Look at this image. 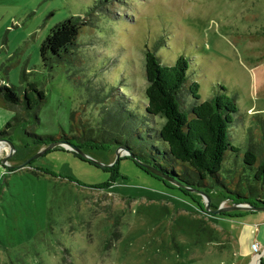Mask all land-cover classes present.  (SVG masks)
Returning a JSON list of instances; mask_svg holds the SVG:
<instances>
[{"label":"rangeland","instance_id":"rangeland-1","mask_svg":"<svg viewBox=\"0 0 264 264\" xmlns=\"http://www.w3.org/2000/svg\"><path fill=\"white\" fill-rule=\"evenodd\" d=\"M98 1L0 0V86H11L23 97L33 83L45 97L34 115L0 99V130L17 121L9 130L14 153L0 163L5 182L0 264H264V211L205 214L202 195L185 194L130 158L119 161V176L109 191L89 186L102 185L111 173L66 150L46 153L32 165L57 178L36 176L27 167L5 172L43 149L27 132L94 134L105 149L82 150L102 164L116 156L117 144L110 139L139 156H149L153 146L166 149L145 130H132V139L112 119L123 106L144 114V54L153 49L164 65L179 56L189 61L179 95L183 110L189 113L195 102L220 93L221 86L237 103L228 134L240 151L226 152L220 182L207 181L200 191L207 192L212 207L231 206L236 194L264 201V182L256 181L255 167L243 161L245 151L264 145V0H111L107 8L96 6L70 55L52 69L44 67L39 47L49 30L69 16L91 14ZM194 82L196 100L189 89ZM146 119L150 129L162 122ZM140 127L141 122L134 129ZM9 153V144L0 141V160ZM148 159L165 165L160 156Z\"/></svg>","mask_w":264,"mask_h":264},{"label":"trees","instance_id":"trees-1","mask_svg":"<svg viewBox=\"0 0 264 264\" xmlns=\"http://www.w3.org/2000/svg\"><path fill=\"white\" fill-rule=\"evenodd\" d=\"M110 1L101 0V2H96L91 9V14L90 12H86L84 15L69 16L55 24L49 30V33L39 47V57L43 66L52 69L55 64L62 62L65 57L70 55L78 45V37L81 35L83 28L91 24L88 18L90 15L94 16L96 6L99 7L107 2V4H110ZM107 4L104 8H107ZM144 56L145 79L147 81L144 91V98L146 100L144 114L138 109H128L127 106H123V108H116L117 114L115 116L117 118L113 117V122L117 125L123 124L125 132L133 135L132 139H135L132 130L136 134H140L145 130L150 138L152 137L150 134H153L159 142L165 144L166 149L164 150L153 146L149 156H139L137 153L133 154L139 159L154 165L182 185L201 190L200 187L203 185L205 187L208 186L206 184L207 181L219 183L218 173L222 169L226 152L240 151L238 147L232 144L228 134L238 110L235 98L228 96L225 93V87L221 86L220 93H217L208 100L199 103L195 102L188 113V111L181 108L179 95L187 81L189 61L184 56H179L173 65H164L153 49H146ZM189 89L191 94H193V98L196 100L199 97L197 92L198 84L195 82L192 83ZM23 94V97H19L11 86H0V99L4 104L10 108H18L21 110V113L25 112L26 114L34 115L36 109L39 108L45 99L43 92L38 91L35 84L29 83ZM115 105L117 106L118 104L116 103ZM188 114H191V117ZM147 117H157L162 122L156 129H150L149 125H152V122L146 119ZM16 122L15 120L6 123L4 128L0 130V140L6 139L11 142L9 130ZM139 122H141L142 127L134 129L135 124ZM262 124L264 126V122ZM27 134L32 137L33 145L37 146L38 149L54 141H68L81 149L87 146L90 148L105 149V142L99 141V138H94V134L91 136L90 133H82L80 137L66 134L55 137L51 135H38L33 132H27ZM109 141L115 142L117 146L128 148L122 141H114V139H110ZM252 147V149L244 152L243 161L245 164L255 167L254 178L261 183L264 182V145L261 143V145ZM54 150L65 151L62 148H55L46 153ZM129 150L132 151L130 148ZM66 152L70 151L66 150ZM70 153L80 158L76 153ZM155 155L162 157L165 165L157 163V160L149 162L148 157L154 159ZM121 159H128V157ZM33 162L34 160L23 168H30L27 172L33 173L36 176L47 175L57 178L53 172L46 168H34L32 166ZM167 163L182 164L184 169L178 172L174 168L167 166ZM101 169L111 173V176L102 185L96 187L89 186V188L109 191L111 186L116 182L115 178L119 176L118 163L111 168ZM21 170L22 168L18 170L7 168L5 172L15 174L17 172L20 173ZM36 171H39L41 174H38ZM191 174L195 175L197 181H195V177H191ZM154 177L165 182L156 176ZM64 179H67V182L82 186L72 178L64 177ZM1 182L2 180H0V195L4 191L5 184V182ZM181 190L187 194V191L184 189ZM203 191L207 194L205 190ZM236 196L238 198L235 197L231 200L233 203H251L255 206H264V201L260 200L259 197L257 198L258 201H252L246 195L236 194ZM255 197H257V194H255ZM210 208L216 209L217 206L212 207L210 202ZM201 211H203V206L201 207Z\"/></svg>","mask_w":264,"mask_h":264},{"label":"water","instance_id":"water-1","mask_svg":"<svg viewBox=\"0 0 264 264\" xmlns=\"http://www.w3.org/2000/svg\"><path fill=\"white\" fill-rule=\"evenodd\" d=\"M0 141H5L10 146V153L0 160V163L5 164L8 161V158L13 155L14 148H13V146L10 143L9 140L2 139ZM55 148H62L64 150L76 153L82 160L88 161L89 163L94 164V165H96L97 167H100V168H111L115 164L119 163L121 158L128 157L132 161H134V163L138 167H140L141 169L145 170L147 173H149V174H151L153 176H156V177L162 179L163 181H165L167 183L169 182L172 185H174L175 187H179L181 189H184L185 191L195 192V193H198V194L202 195L203 198H204V202H205L204 205H203V212L205 214L218 215V214L223 213V212H230V211H234V210H245V211H249V212L264 211V207L263 206H255V205H253L251 203H232L231 206H227V207L219 206L216 209H210V199H209L208 195L205 192H202V191H200L199 189H196V188H192V187H188V186L182 185L181 183L177 182L173 178L169 177L167 174L163 173L161 170H159L154 165L149 164V163L139 159L138 157H136L129 150V148L124 147V146H117L116 151H115L116 156H115V159H114L113 162H110L109 164H102V163H100V162L88 157L84 153V151L80 147L75 145V144H72V143H70L68 141H54V142H51L50 144L46 145L45 147H43V149H40L39 151H37V153L35 155H33L28 160H26L24 163L18 165L16 168L17 169L18 168H23L28 163L32 162L33 160H36V159L40 158L46 152H48V151H50L52 149H55Z\"/></svg>","mask_w":264,"mask_h":264},{"label":"bare ground","instance_id":"bare-ground-1","mask_svg":"<svg viewBox=\"0 0 264 264\" xmlns=\"http://www.w3.org/2000/svg\"><path fill=\"white\" fill-rule=\"evenodd\" d=\"M256 262H257V260L254 263H256Z\"/></svg>","mask_w":264,"mask_h":264}]
</instances>
